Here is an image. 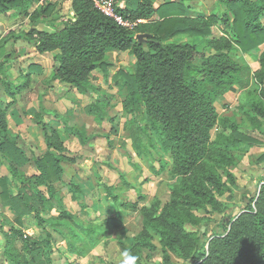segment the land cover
I'll return each mask as SVG.
<instances>
[{
  "label": "trees",
  "instance_id": "1",
  "mask_svg": "<svg viewBox=\"0 0 264 264\" xmlns=\"http://www.w3.org/2000/svg\"><path fill=\"white\" fill-rule=\"evenodd\" d=\"M33 1L0 0V13L21 7L23 14L30 19L29 28L10 31L7 39L20 38L32 43L40 53H52L49 86L70 85L84 94L93 89L92 71L99 68L106 75V68L112 65L104 59L105 53L128 52L135 58L132 70L121 67L116 73L119 79L115 83L119 84L118 80H121L126 89L122 109L130 116L124 129L136 155L152 158L159 147L168 161L157 155L160 168L151 167L152 171L159 174L167 169L177 176L178 182L171 189L170 200L162 207L156 201L149 207L129 201L119 203L142 216V229L128 250L132 254L142 249L154 250L152 238L156 235L165 262H169V252H172L192 264H264V181L251 200L229 221L224 233L212 232L201 241L198 231L184 229L186 224L198 225L201 221L194 210L223 211L225 205L219 197L230 194L236 184L230 170L223 169L219 173L211 166L201 175L193 176L198 169L205 167V159L212 156L217 163L227 162L232 166L235 161L231 150L243 151L247 149L244 144L260 143L251 134L238 131V123L233 117H221L215 102L232 91L235 85L244 83L242 67L231 58V49L235 47L242 53H249L264 45V0H218L225 5V11L207 17L198 14V21L185 18V12L178 8L176 12L161 13L162 5L154 8L150 0H120L125 6L117 5L119 12L147 20L133 30L104 16L89 0H71L73 16L60 22L53 31L37 27L46 16L47 7L28 12ZM219 21L231 27L233 45L221 37L212 39L227 42L222 50L213 54L199 51L195 43L173 40L180 34L207 37L211 34V27ZM138 34L149 36L139 42ZM5 41L3 39L2 44ZM6 62H9L7 55L0 59V72ZM259 63L264 72V50ZM6 90L12 94L10 87L6 86ZM262 97L264 99V90ZM263 99L253 103L254 113H246L255 128L264 120ZM84 109L102 121H113L99 100ZM4 112L0 109V160L4 157L9 162L7 171L17 194L11 195L7 177H0V198L15 213V221L20 223L24 215L33 214L40 225L43 221L41 210L48 213L54 209L56 216L46 219L52 230L60 232L58 226L66 225L77 240L82 238V233L89 236L94 228L77 223L50 184L52 179H61V162L72 161L66 155L68 151L58 131L54 129L52 134L45 131L46 151L41 157L33 158L39 174L29 178L19 168L30 159L9 136ZM35 120L44 130L43 120L39 116H35ZM215 126L220 131L215 141H211V130ZM65 131L72 132L81 144L88 141L82 127H66ZM258 160L264 162V151ZM40 185L46 186L47 197L37 189ZM129 187L124 180L119 186L105 185L104 189L107 196L118 201L119 194ZM70 188L75 199L82 194L79 184L70 183ZM74 222L81 231L73 228ZM107 222L120 226L114 217ZM50 239V232H45L44 239L38 241L24 237L20 230L11 227L6 234L4 254L13 264H31L28 254L43 251L46 264H52ZM68 248L72 250V245Z\"/></svg>",
  "mask_w": 264,
  "mask_h": 264
},
{
  "label": "rangeland",
  "instance_id": "2",
  "mask_svg": "<svg viewBox=\"0 0 264 264\" xmlns=\"http://www.w3.org/2000/svg\"><path fill=\"white\" fill-rule=\"evenodd\" d=\"M150 1L156 6L162 5L161 13L176 12L178 8L185 12V18H194L196 21L198 14L204 17L212 13L220 15L226 9L218 0H173L171 3H168L170 0ZM121 2L117 0V5H122ZM42 8L47 9L46 16L37 27L48 31H53L56 25L64 21L71 10L68 0H34L27 11ZM21 10V7H17L0 13V59L6 55L9 59L0 72V109L5 111L9 136L18 147L23 148L21 149L24 154L30 159L19 171L29 178L39 174L33 158L41 157L46 150L44 133L46 131L52 134L54 129L58 131L60 139L63 138V146L68 151L66 155L72 161L61 162L62 177L59 180L52 179L50 184L76 222L83 227H93L94 231L89 236L82 233V238L77 240L72 237V232L66 225L58 226L60 232L52 230L46 219L56 216L54 209H50L48 213L41 210L43 221L40 225L33 214L24 215L20 223H17L15 213L8 203L0 198V264H13L3 253L6 234H9L11 227L27 234L31 240L38 241L44 239L45 232H50L49 256L52 264H119L121 251L131 248L133 238L142 229V216L138 212L121 207L119 203L129 201L149 207L156 201L162 207L170 200L171 189L178 182L177 176L170 174L167 169L159 174L152 171L151 167L160 168L156 160L157 155L168 161L159 147L152 158L136 155L128 132L124 129V123L130 116L122 109L126 89L121 80H118L119 84L115 83L119 79L116 73L121 67L132 70L135 58L128 52L105 53L104 59L112 65L106 68V75L99 68L92 71L93 89L84 94L70 85L53 84L51 87L47 80L52 71V53H40L32 43L20 38L7 39L10 31L19 32L30 27V19ZM230 28L228 24L219 21L211 27V34L207 37L180 34L173 40L195 43L199 51L213 54L222 50L227 43L216 41L220 37L231 41L230 44L233 45ZM3 39L6 41L2 44ZM212 39L216 40L211 41ZM263 50L264 45L249 53H242L235 47L230 51L231 58L242 67L244 83L241 86L235 85L229 95L219 97L215 107L221 117L226 115L236 120L238 131L251 134L260 143L244 144L247 149L243 151L231 150L230 154L235 161L232 166L227 162L217 163L211 156L205 159V167H201L193 175H201L205 168L211 166L219 173L223 169L230 170L236 180L231 193L219 197L225 205L223 211L194 210L193 213L200 217L201 221L198 225L184 226L185 230L198 231L201 241H205L212 232L224 233L229 221L251 200L260 183L264 181V162L258 160L264 151V120L261 121L260 127L255 128L246 114L247 111L254 113L253 103L263 99L264 72L259 63ZM6 86L10 87L12 94L8 93ZM96 100L104 103L106 113L113 118L111 123L85 111V106ZM35 116L43 120L44 130L41 124L36 122ZM72 126L84 129L88 137L87 143L81 144L72 132L65 131L66 127ZM219 131L218 126L211 130V141H215ZM2 158L0 163L4 161V167L7 168L9 162ZM3 172L5 170H0V173ZM5 174L10 194H17V188L11 183L7 169ZM124 180L130 187L119 194L118 201L106 195L105 185L119 186ZM70 183H77L81 188L82 194L77 199L72 196ZM37 189L43 197L48 196L45 185H40ZM111 217L117 219L120 226L109 224L107 220ZM76 222L72 224L73 228L81 231ZM152 242L155 244L154 250L142 249L133 253L138 257L136 264H192L190 260H184L172 252H169V262H165L156 235L153 236ZM71 245L72 250L68 248ZM17 246L19 247L18 243ZM28 257L31 264H46L43 251L28 254Z\"/></svg>",
  "mask_w": 264,
  "mask_h": 264
},
{
  "label": "built area",
  "instance_id": "3",
  "mask_svg": "<svg viewBox=\"0 0 264 264\" xmlns=\"http://www.w3.org/2000/svg\"><path fill=\"white\" fill-rule=\"evenodd\" d=\"M93 3L94 7L97 8L104 16L112 19L119 26L126 29H135L138 25L146 23L147 20L144 18H133L130 15H126L118 11L117 0H89ZM73 16V14H71ZM27 234H24L26 237Z\"/></svg>",
  "mask_w": 264,
  "mask_h": 264
},
{
  "label": "crops",
  "instance_id": "4",
  "mask_svg": "<svg viewBox=\"0 0 264 264\" xmlns=\"http://www.w3.org/2000/svg\"><path fill=\"white\" fill-rule=\"evenodd\" d=\"M123 2L124 1H122L121 3H122V5H120L119 7H124L125 6V4H123ZM168 2H173V0H170V1H168ZM68 3L70 4V8H71V0H68ZM125 3V2H124ZM151 3H152V5H153V7L154 8H157V7H159V6H156V5H154V2L153 1H151ZM70 14H73V11H72V8H71V10L69 11V15L68 16H66V17H69L70 16ZM113 53H114V51H113ZM121 53H124V52H115V54H121ZM53 66V65H52ZM61 85V84H60ZM62 85H64V84H62ZM230 93H232L231 91H229V92H227V93H225V96H227V95H229ZM2 100V97L0 96V101ZM223 100H225V99H223ZM225 102V101H224ZM61 140L63 141V138H61ZM22 148V147H21ZM23 149V148H22ZM25 151V150H24ZM46 151V150H45ZM45 151H43V153H42V155H44V153H45ZM26 153V152H25ZM41 155V156H42ZM5 165L3 164V163H0V170H5V172H6V167H4ZM5 172H3V173H0V177H6V174H5ZM3 253H4V250H3Z\"/></svg>",
  "mask_w": 264,
  "mask_h": 264
},
{
  "label": "clouds",
  "instance_id": "5",
  "mask_svg": "<svg viewBox=\"0 0 264 264\" xmlns=\"http://www.w3.org/2000/svg\"><path fill=\"white\" fill-rule=\"evenodd\" d=\"M121 259L119 264H136L138 257L133 255L129 250L124 249L121 251Z\"/></svg>",
  "mask_w": 264,
  "mask_h": 264
},
{
  "label": "water",
  "instance_id": "6",
  "mask_svg": "<svg viewBox=\"0 0 264 264\" xmlns=\"http://www.w3.org/2000/svg\"><path fill=\"white\" fill-rule=\"evenodd\" d=\"M147 36H149V34H138L137 39L139 40V42H143Z\"/></svg>",
  "mask_w": 264,
  "mask_h": 264
}]
</instances>
